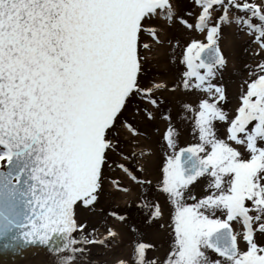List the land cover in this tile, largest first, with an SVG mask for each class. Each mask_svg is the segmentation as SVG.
I'll return each instance as SVG.
<instances>
[{
	"label": "snow or ice",
	"instance_id": "6c2138e0",
	"mask_svg": "<svg viewBox=\"0 0 264 264\" xmlns=\"http://www.w3.org/2000/svg\"><path fill=\"white\" fill-rule=\"evenodd\" d=\"M226 26L246 33L260 57L230 109ZM177 27L203 37L189 38L181 60L182 88L198 102H182L179 121H190L196 142L179 147L165 114L153 181L141 123L157 118L167 85L145 82L144 53ZM113 169L142 197H165L142 201L150 222L165 206L170 216L163 254L138 238L115 264H264V0H191L186 11L178 0H0V248L39 244L56 264H85L119 235L78 216Z\"/></svg>",
	"mask_w": 264,
	"mask_h": 264
},
{
	"label": "rangeland",
	"instance_id": "374dc122",
	"mask_svg": "<svg viewBox=\"0 0 264 264\" xmlns=\"http://www.w3.org/2000/svg\"><path fill=\"white\" fill-rule=\"evenodd\" d=\"M190 3L191 0H178L179 7L183 11L187 10V6ZM193 35L203 39L198 32L189 33L178 27L169 29L167 33L168 39H166L163 44L154 45L152 50L144 53L145 82L151 81L153 83L167 85L165 89H161L156 93L158 100L162 102L156 114L157 118L155 119L161 123L160 127L149 129V125H154L152 121H143L141 123L143 135L139 138V147H144L145 150L151 148L154 152V155L150 158L151 169H149V171L153 172L149 175V178L153 181H155L156 177L159 175L160 169L163 167L164 151L166 150V146L163 148L161 147L164 143L161 136L167 128V121L163 119V116L171 111L173 119L175 117L178 118V113L181 112V110H178V106H174V104H177L176 92H182L179 95V99L183 102H191L193 98L191 95L193 92L186 93L182 86L180 88L181 91L179 90L182 73L186 70L185 65L181 63L183 51L187 43L190 42L189 38ZM204 42H206V40ZM219 44L227 61L226 67L222 71V82L225 85L224 77L226 75L232 77L234 74L239 75L240 78L231 79L229 83H226L230 92L238 95L239 85L243 77L246 76L247 72L250 70L249 66L254 67L260 59V57L254 58L253 55L254 52H258V46L252 42L246 33L237 32L235 27L227 26L222 30ZM229 90H227L229 100L227 107L230 109L236 105L237 100L233 102L229 97ZM188 115L191 116V114ZM178 124L179 122L177 125ZM183 125L186 126L185 121ZM152 130L154 131L152 132ZM182 134L183 132L179 131V147H187L189 144L196 142L193 135H189L188 133ZM137 167H139V165H137ZM137 174L139 175V173ZM114 180L119 181L120 189L114 186L112 183ZM204 183L205 182L202 180L199 184L195 185L193 189L194 194H201L203 192ZM129 184L134 187L135 192L134 196L126 198L124 196L125 192L121 189L128 187ZM142 191L143 189L135 187L121 172L113 169L111 172L106 173L103 188L98 194V201L93 207L87 210L78 209V216L81 220H86L90 225H96L101 233H105V226L111 227L117 233L120 231L121 235L127 240L119 244L115 238L107 248L91 249L92 255L85 257V264H87L88 260H91L92 264H115L117 259L127 258L132 250L133 243L137 241L138 238L141 239L142 242L153 244L159 250L160 254L164 253L168 245H166V240L163 242V239L160 240L158 238L159 236L165 235L168 244L170 242V229L168 228L170 216L168 207L165 206V215L162 220L156 219L150 222L148 218V209L141 207V202L138 201V198H142ZM147 196L150 197V200L158 199L162 204L165 201V197L162 194H157L155 191H152ZM147 196L145 198H147ZM113 212L118 215L126 216V220L122 222L117 217L110 215V213ZM132 228L138 229L137 232L140 234L142 233V235H138L139 237L137 236L134 238L130 236L132 235L131 232L133 233ZM124 252L126 253L125 255ZM54 260L55 259H52L49 263L56 264Z\"/></svg>",
	"mask_w": 264,
	"mask_h": 264
},
{
	"label": "bare ground",
	"instance_id": "6f19581e",
	"mask_svg": "<svg viewBox=\"0 0 264 264\" xmlns=\"http://www.w3.org/2000/svg\"><path fill=\"white\" fill-rule=\"evenodd\" d=\"M228 38H231V37H228ZM229 76V77H228ZM226 75L225 77H224V82H225V87H226V89L227 90H229V88L227 87V84L226 83H229V81L231 80V79H234V78H238L239 77V75H237V74H234V76L232 77V76H230V75ZM240 78V77H239ZM180 86H179V90L181 91V84H179ZM229 92V97L233 100V102L234 101H236V100H238V95H235V94H233L232 92H230V90L228 91ZM182 92H176L175 93V96H176V98H177V104H174V106L175 107H177L178 106V110H181V108H180V105H181V103L183 102V101H181L180 99H179V95L181 94ZM192 95V100H191V102H193V103H196V99H197V94L195 93V92H193V94H191ZM196 97V98H195ZM181 112H179L178 113V118L177 117H175L174 118V123L177 125V123L179 122V124L177 125V130L178 131H181V132H183V134H189V135H192V130H191V123H190V121H185V123H186V126H184L183 124H184V122H183V124H181V122L179 121V114H180ZM153 123H154V125H149V129H155V128H159L160 127V122H158V120H154V121H152ZM154 130H152V132H153ZM182 134V135H183ZM180 136V135H179ZM185 136V135H184ZM150 169H151V167H150ZM153 172L152 171H150V175L152 174ZM142 179H143V177H142ZM128 180V179H127ZM129 181V180H128ZM128 187H130L131 188V191H129V192H125V194H124V196L126 197V198H130V196H134V192H135V189H134V187L133 186H131V184H129V186ZM123 195V194H122ZM123 199H125V198H123ZM144 199H148V200H150V197H148L147 196V198H145V197H142V198H138V201L139 202H141L142 203V201L144 200ZM166 221V220H165ZM135 229V232L133 231V233L131 232V234L132 235H130V236H133V238L134 237H137L138 235L139 236H141L142 235V233L140 234V233H138L137 232V230L138 229H136V228H134ZM132 230H133V228H132ZM164 234H166V233H164ZM138 236V237H139ZM158 239H160V240H162L163 239V242H165V240H166V245H168V240H167V238H166V236L164 235V236H159V238ZM116 240L119 242V244L120 243H124L127 239L125 238V237H123L122 235H121V233H120V231H119V235L116 237ZM159 241V240H158ZM126 253L124 252V255H125ZM163 254V253H162ZM52 259H55L54 260V262L56 263V254H54V255H52L51 257L50 256H48V257H39V258H35L34 260H23V262L22 263H17V264H50L49 262L50 261H52Z\"/></svg>",
	"mask_w": 264,
	"mask_h": 264
},
{
	"label": "water",
	"instance_id": "95a60500",
	"mask_svg": "<svg viewBox=\"0 0 264 264\" xmlns=\"http://www.w3.org/2000/svg\"><path fill=\"white\" fill-rule=\"evenodd\" d=\"M55 254L48 246L26 245L17 251L4 250L0 248V264H17L23 260H34L35 258L48 257Z\"/></svg>",
	"mask_w": 264,
	"mask_h": 264
}]
</instances>
